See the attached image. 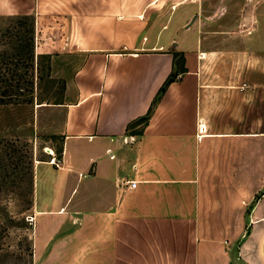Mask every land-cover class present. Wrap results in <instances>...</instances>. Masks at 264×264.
<instances>
[{"label":"crops","instance_id":"0c3cea01","mask_svg":"<svg viewBox=\"0 0 264 264\" xmlns=\"http://www.w3.org/2000/svg\"><path fill=\"white\" fill-rule=\"evenodd\" d=\"M23 15L77 67L35 106L38 264H264V0H0Z\"/></svg>","mask_w":264,"mask_h":264},{"label":"rangeland","instance_id":"374dc122","mask_svg":"<svg viewBox=\"0 0 264 264\" xmlns=\"http://www.w3.org/2000/svg\"><path fill=\"white\" fill-rule=\"evenodd\" d=\"M63 38L43 33L41 25L37 32L30 15L0 19V80H7L10 94L19 99L0 105V264H38L31 218L36 182L41 167L57 169L46 149L57 162L59 147L36 131L35 106L68 99L66 87L77 68L72 57H58L61 50L41 45Z\"/></svg>","mask_w":264,"mask_h":264},{"label":"trees","instance_id":"16d2710c","mask_svg":"<svg viewBox=\"0 0 264 264\" xmlns=\"http://www.w3.org/2000/svg\"><path fill=\"white\" fill-rule=\"evenodd\" d=\"M1 84H4L5 89L1 90V87H0V105H8V104H13V103L18 102L19 99H17L16 97L13 98V96L10 94V91L8 89L10 86V83H8L7 80H0V85ZM18 96L21 97L22 95L19 94ZM27 102L30 103V100H28Z\"/></svg>","mask_w":264,"mask_h":264},{"label":"built area","instance_id":"2783aa9c","mask_svg":"<svg viewBox=\"0 0 264 264\" xmlns=\"http://www.w3.org/2000/svg\"><path fill=\"white\" fill-rule=\"evenodd\" d=\"M199 131L203 132V131H204V128H203V127H200V128H199ZM50 156L52 157V159H51L52 164H53L54 166H58V164L60 163V161L57 160V162H55L54 155H50ZM128 185H129V186H128L129 189H133V188H135L136 183H135V182H132V183H128Z\"/></svg>","mask_w":264,"mask_h":264},{"label":"bare ground","instance_id":"6f19581e","mask_svg":"<svg viewBox=\"0 0 264 264\" xmlns=\"http://www.w3.org/2000/svg\"><path fill=\"white\" fill-rule=\"evenodd\" d=\"M47 152H50L49 155H53V153L49 150V149H46Z\"/></svg>","mask_w":264,"mask_h":264}]
</instances>
